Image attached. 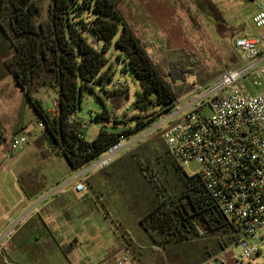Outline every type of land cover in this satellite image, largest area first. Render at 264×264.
Wrapping results in <instances>:
<instances>
[{
  "label": "rangeland",
  "instance_id": "rangeland-1",
  "mask_svg": "<svg viewBox=\"0 0 264 264\" xmlns=\"http://www.w3.org/2000/svg\"><path fill=\"white\" fill-rule=\"evenodd\" d=\"M212 1L221 11L224 22L214 15L197 11L192 0L186 2L192 7L196 21L180 0L121 1L126 18L146 45L153 41L159 46V58L164 60L160 62L159 59L160 64L164 66L169 81L182 91L187 88V83L181 82L186 73L189 74V80L209 81L233 66L234 56L242 55V51L235 46L237 35L264 33V26L255 28L252 25L257 11L255 0ZM187 53L197 54L202 65L191 64L187 60L190 57ZM119 55L114 45L107 51L109 62L114 63L117 69L116 82L129 86V100L120 110V117L113 119L114 123L109 126L114 124V128L122 132L125 128L135 127L136 122L132 118L134 114H147L150 110L133 107L138 92L141 91L140 81L134 73L125 69V63ZM183 61L185 66L181 65ZM217 71L215 76H209V73ZM193 73L195 76H192ZM93 86V89L84 91L83 101L77 112L84 118L96 117L97 111L104 107V101L109 104L100 86L96 83ZM45 89H49L45 96L50 102H45L44 105L52 107L51 101L57 100L54 89L43 87L36 95L41 97ZM257 92L258 89L254 91ZM153 109L159 110L155 107ZM174 111L175 108H172L163 113L134 134L147 132ZM40 120L33 104L26 99L24 91L14 79L0 83V140L1 143L5 139L8 141L7 149H1L0 161L5 153L10 154L6 167L0 173V179H6L4 189L0 191L1 204L7 203L11 195L12 191L7 188L12 186V172L16 173L18 167L25 171L24 174L35 179L39 188L46 187L39 199L64 186L70 179L66 156L52 150L49 140L42 136L44 129L38 124ZM102 126L103 122L94 120L87 129V139L92 140ZM17 132L27 134L29 142L24 148L10 152L9 141ZM157 138L161 140L159 133L148 135L144 141L141 140L121 154V157L125 155V162L111 165L108 171L89 180L95 186L93 189L89 188L93 195L90 197L92 202L77 203L71 197L56 199L43 210L40 218L25 225L14 239L7 241L4 247L9 258L16 264H95L106 258L109 250L119 248L120 237L130 246L141 264H220L218 260H214L219 254L234 261L236 256L231 249L217 250V238H191L169 244L160 240L161 243H158L159 240H154L141 225L140 216L156 201L154 189L161 184V178L172 190L180 187L169 162L165 167L156 168L158 165L154 164V159L148 156L145 149L140 153L139 163L136 157H131L142 142ZM160 144L164 147L163 140ZM161 159L160 157L158 161H162L160 165L164 166ZM146 167L155 170L154 177H151L154 182L144 175L142 169ZM183 169L188 175H193L199 169V164L191 162ZM148 173L151 175L149 171ZM61 210L66 218L70 217L68 221L60 218L61 214L58 212ZM64 211H68L69 216ZM121 221L128 226L130 232ZM125 232L127 238L124 236ZM160 238L162 236L158 237ZM259 246L260 252L249 260L251 264H264V234Z\"/></svg>",
  "mask_w": 264,
  "mask_h": 264
},
{
  "label": "trees",
  "instance_id": "trees-1",
  "mask_svg": "<svg viewBox=\"0 0 264 264\" xmlns=\"http://www.w3.org/2000/svg\"><path fill=\"white\" fill-rule=\"evenodd\" d=\"M121 1L0 0V26L14 47L13 53L5 59L6 70L45 123L42 136L49 140L54 150L67 157L73 168H80L100 156L120 135H132L149 125L171 110L178 98L191 91V85L182 91L169 81L164 66L152 58L147 45L126 18ZM180 1L196 21L192 7L186 0ZM192 2L200 13L214 15L224 22L212 0ZM113 45L120 53L125 69L140 81L141 91L133 107L150 110L147 114H134L135 127L125 128L122 132L117 131L114 124L109 126L114 123L113 119L120 117V110L129 100V86L115 81L117 69L107 56ZM187 55L191 64L202 65L197 54ZM233 59L236 63L241 56ZM217 73H209V76ZM93 83L100 86L109 104L101 97L104 107L92 122L101 121L103 126L92 140H88L87 129L71 123L69 117L78 112L84 91L93 89ZM43 87L57 91V114L45 107L42 98L36 95ZM77 130L86 137L81 138ZM162 140V137L161 140H145L131 157H136L139 163L140 153L145 149L158 165L156 168L165 167L169 162L180 187L172 190L161 178V184L154 189L156 201L140 216L143 228L154 240H159L158 243L160 240L169 244L191 238H217V250L235 244L239 239L236 229L207 192L200 176L188 175L171 155L164 140V147L160 144ZM160 157L164 166L158 161ZM142 170L148 180L154 182L151 177L155 170L147 167ZM88 187L93 189L95 186L89 182ZM159 236L162 238L158 239Z\"/></svg>",
  "mask_w": 264,
  "mask_h": 264
},
{
  "label": "built area",
  "instance_id": "built-area-1",
  "mask_svg": "<svg viewBox=\"0 0 264 264\" xmlns=\"http://www.w3.org/2000/svg\"><path fill=\"white\" fill-rule=\"evenodd\" d=\"M255 3L257 11L252 25L259 28L264 26V1ZM235 46L242 51L238 62L209 81L189 80V74H184L181 82L191 85V91L176 100L172 107L175 111L168 118L143 134L120 135L85 165V172L108 168L126 149L148 135L159 133L182 167L191 162L199 164L193 175L200 176L207 192L239 235L238 241L226 248L235 254L234 261L221 254L214 260L220 264H251L249 260L260 252L264 234V33L236 36ZM150 55L159 62L154 51ZM181 65L185 66V62ZM256 89L259 92L254 93ZM53 105L52 113L57 114L58 100ZM69 121L84 129L92 124L91 117L84 118L77 112ZM38 124L45 128L43 120ZM77 134L86 137L81 130ZM29 139L25 133L14 134L8 150L24 148ZM72 181L75 192L89 191L82 174ZM21 220L0 233V264H16L4 246ZM119 239L116 252L95 264H141L125 240Z\"/></svg>",
  "mask_w": 264,
  "mask_h": 264
},
{
  "label": "crops",
  "instance_id": "crops-1",
  "mask_svg": "<svg viewBox=\"0 0 264 264\" xmlns=\"http://www.w3.org/2000/svg\"><path fill=\"white\" fill-rule=\"evenodd\" d=\"M255 14H256V12H255ZM245 34H247V33H245ZM245 34L243 33V34H240L237 36H241V35H245ZM139 37H140V35H139ZM147 49H148L149 53L154 51L158 55V57H161V55L159 53L160 52L159 46L155 42L150 41V43L147 45ZM13 51H14V47H13L10 39L8 38L6 32L3 30V28L0 26V83H4L6 80H10V79L15 80V78L7 72L6 67H5V63H4L5 59L9 55H11L13 53ZM163 61L164 60L160 59V62H163ZM234 64H235V62H234ZM192 76H195L194 73L192 74ZM48 91H49V89H45V92L41 96L44 103L50 102L49 99L45 96L46 93H48ZM54 94H55V98H57V100H58V93L56 90H54ZM51 104H52V107L50 106L47 108L50 111H53L54 105H53L52 101H51ZM99 111H100V109H99ZM17 133H15V134H17ZM86 136H87V132H86ZM6 143H8L7 139L3 140L2 143H0V150L2 149L4 151L5 149H7ZM52 150H54V149L52 148ZM54 151H56V150H54ZM50 153L52 154V152H50ZM50 153H48V157H49ZM124 156H122V157L120 156L112 164V166H116V165L122 163ZM9 158H10V156L9 157H6L5 155L3 156V159L0 161V173H1V170L6 167L7 162L9 161ZM66 159H67V157H66ZM67 162H68V167H69L68 169H69L70 179L64 184V186H61V187L51 191L50 193L44 195L41 199H39V197L41 195H43V192L46 189V187H40L39 188V185L37 184L36 180L33 179L32 177H29V175L27 173L24 174L25 171L19 167L17 168L16 173L12 172L13 173V175H12L13 176L12 186L7 188L8 191H10V192L12 191L11 195H10L7 203L1 204L2 200L0 199V204H1L0 205V233H4L8 229H10L11 226L13 224H15V222L17 220H19L21 218L23 220L20 221V223L11 230L9 239L7 241H9L10 239H14L16 237V235L22 230V228L25 225L29 224L32 221H36L38 218H40L43 210H45L48 206H50L56 199H59L61 197H67V198L71 197L73 199V201L77 202V203H84L86 201L92 202L90 200V197L93 195H92L90 189H89V191L82 192V193L81 192L77 193L74 191V189H73L74 182L72 181L73 178L78 174H82L86 178V182L88 184L89 182H91L89 180L95 178L97 176V174L104 172V170H106V169L109 170L110 167H112V166H110L106 169H102V170L95 171V172H85L86 171L85 165L80 167V168H73L68 159H67ZM5 181H6L5 177L2 180L0 179V191L4 189V186L6 184ZM34 201H36V202H34ZM64 212L68 215V211H64ZM58 214H61L60 218H62L63 220L68 221L70 218V217L66 218V216L63 215L62 210H61V212H58ZM53 218L55 219L56 217H53ZM44 225H47V224L44 223ZM122 225L125 227V229H128V226L126 227L124 222H122ZM128 232H130L129 229H128ZM124 236L127 238V232H125ZM115 252H116V250H109V252L106 254V257L111 256Z\"/></svg>",
  "mask_w": 264,
  "mask_h": 264
},
{
  "label": "water",
  "instance_id": "water-1",
  "mask_svg": "<svg viewBox=\"0 0 264 264\" xmlns=\"http://www.w3.org/2000/svg\"><path fill=\"white\" fill-rule=\"evenodd\" d=\"M89 33H90V35H91L93 38H95V35H94V33H93L92 31H89Z\"/></svg>",
  "mask_w": 264,
  "mask_h": 264
}]
</instances>
